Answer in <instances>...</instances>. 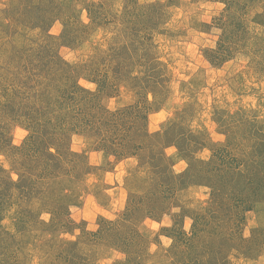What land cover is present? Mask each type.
Instances as JSON below:
<instances>
[{"label":"rangeland","instance_id":"374dc122","mask_svg":"<svg viewBox=\"0 0 264 264\" xmlns=\"http://www.w3.org/2000/svg\"><path fill=\"white\" fill-rule=\"evenodd\" d=\"M0 264H264V0H0Z\"/></svg>","mask_w":264,"mask_h":264},{"label":"trees","instance_id":"16d2710c","mask_svg":"<svg viewBox=\"0 0 264 264\" xmlns=\"http://www.w3.org/2000/svg\"><path fill=\"white\" fill-rule=\"evenodd\" d=\"M120 111H121V110H120ZM120 111H119V112H120ZM119 112H117V113H112V114H111V116L114 117V118H113L114 120H115V117L117 116V114H118ZM125 115H126V114H125ZM133 117H134V115H133ZM117 119H118V118H117ZM119 119H120V118H119ZM119 119H118V120H119ZM118 120H115V122H116L115 124L117 125V127H121V126H123V125L125 124V122H123L124 120H122V118H121L120 122H118ZM49 153H50V152H49ZM50 154H51V153H50ZM52 154H53V153H52ZM59 206H60V205H59ZM48 253H50V252H48Z\"/></svg>","mask_w":264,"mask_h":264}]
</instances>
